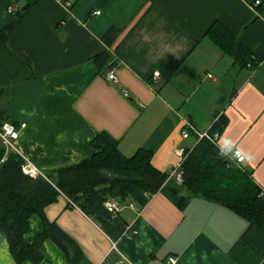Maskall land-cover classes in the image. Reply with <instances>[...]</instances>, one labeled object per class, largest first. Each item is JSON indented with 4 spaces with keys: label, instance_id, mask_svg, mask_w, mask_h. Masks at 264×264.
<instances>
[{
    "label": "crops",
    "instance_id": "1",
    "mask_svg": "<svg viewBox=\"0 0 264 264\" xmlns=\"http://www.w3.org/2000/svg\"><path fill=\"white\" fill-rule=\"evenodd\" d=\"M71 1L0 0V110L19 131L8 150L45 175L89 158L90 142L107 131L125 156L149 150L153 166L170 174L180 150L187 155L198 143L181 131L188 124L206 131L223 115L219 146L229 147L228 139L250 153L242 167L264 191V0ZM215 24L220 41L208 33ZM225 42L250 52L248 66ZM112 66L116 82L108 79ZM171 186L179 190L163 187L143 207L127 200L117 218L103 222L63 194L45 216L79 248L78 264H169L170 256L176 264L264 261V230L180 183ZM29 226L32 242L44 223L33 214ZM41 252L39 262L21 264H72L51 238ZM0 264H17L1 232Z\"/></svg>",
    "mask_w": 264,
    "mask_h": 264
},
{
    "label": "trees",
    "instance_id": "2",
    "mask_svg": "<svg viewBox=\"0 0 264 264\" xmlns=\"http://www.w3.org/2000/svg\"><path fill=\"white\" fill-rule=\"evenodd\" d=\"M218 25H213L208 33L220 41L222 36L216 31ZM116 35L113 30L106 41L111 44ZM223 44V48L230 50L240 65L248 66L250 52L241 43ZM256 65L252 64V67ZM9 121L10 118L0 110V127ZM226 125L227 119L221 115L213 131L221 132ZM90 145L94 152L89 158L36 177L24 172L25 160L20 154L0 145V232L7 238L17 264L26 260L39 262L43 257L42 244L48 238L56 242L72 264H78L79 248L45 216V208L61 194L87 215L103 222L111 219L104 206L108 198L122 204L132 200L143 207L163 187L172 192L179 190L178 186H171L176 181L170 180L169 173L153 166L151 151L141 148L134 155L125 156L119 149V141L107 131L98 132ZM219 152L211 141H199L187 152L182 163L184 174L180 184L190 193L219 203L264 230L263 189L250 171L234 161L229 163L228 158H222ZM33 214L41 217L44 227L29 242L25 235L29 232V217Z\"/></svg>",
    "mask_w": 264,
    "mask_h": 264
},
{
    "label": "built area",
    "instance_id": "3",
    "mask_svg": "<svg viewBox=\"0 0 264 264\" xmlns=\"http://www.w3.org/2000/svg\"><path fill=\"white\" fill-rule=\"evenodd\" d=\"M64 1H65V5L67 7L72 6L71 0H64ZM259 4H260V0H257L255 2V5H259ZM8 12L9 13L13 12V7L10 6L8 8ZM95 14H100V11L95 12ZM159 76H160L159 71H155V72H153L152 79L157 80L159 78ZM108 79L111 81H114V82L117 81L116 69L113 66L111 67V69L108 73ZM123 96L125 98H129V94L127 92H124ZM217 121H218V119H217ZM217 121H215V123L213 124V126L210 129L203 131V132L199 131L193 124H188L181 131V136L183 138H188L191 135H195L198 142L203 140V139H207V140L211 141L213 144H215L219 148V150L221 151V148H223V147L219 146V144H218L220 132L219 131H213V127ZM18 136H19V131L16 129V127L12 123L5 122L0 127V137L3 140V143L6 146V148L12 149L15 145V140L18 138ZM228 148L229 147H226V148L224 147L223 149L225 151H227ZM180 156H181V159H180L179 163L177 164V166L175 168L171 169V173H170V176L174 177V179L177 183L183 182L184 172L182 169V163L186 158V153H184L183 149L180 150ZM239 166L242 167V164ZM23 170L26 174H28L31 177L43 175L38 170V168L32 162H30L27 159L25 160V162L23 164ZM68 201L71 205L76 206L70 199H68ZM104 206L107 209V211L111 214V218H117L123 209V204L114 198H108L104 202ZM130 206H132V204H130ZM168 262H169V264H176L177 258L175 256H170ZM261 264H264V261Z\"/></svg>",
    "mask_w": 264,
    "mask_h": 264
},
{
    "label": "clouds",
    "instance_id": "4",
    "mask_svg": "<svg viewBox=\"0 0 264 264\" xmlns=\"http://www.w3.org/2000/svg\"><path fill=\"white\" fill-rule=\"evenodd\" d=\"M224 143L229 145V148L227 151L221 148L219 155L222 158L227 157L229 163L235 161V163L239 166L245 162L250 163L253 159L250 153H246L244 149L236 147L233 141L226 139L224 140Z\"/></svg>",
    "mask_w": 264,
    "mask_h": 264
}]
</instances>
